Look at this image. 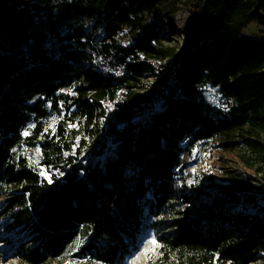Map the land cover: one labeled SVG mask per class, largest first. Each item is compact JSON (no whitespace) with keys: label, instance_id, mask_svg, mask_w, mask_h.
<instances>
[{"label":"trees","instance_id":"16d2710c","mask_svg":"<svg viewBox=\"0 0 264 264\" xmlns=\"http://www.w3.org/2000/svg\"><path fill=\"white\" fill-rule=\"evenodd\" d=\"M182 3L209 25L211 44L162 42L161 23ZM81 14H103L96 44ZM252 22L264 28V0H0L8 51L0 50V220L27 235L17 247L26 264L61 259L77 241L79 258L123 264L143 218L176 207L183 154L216 136L241 138L223 146H242L257 186H234L250 191V204L259 197L264 214V38L243 34ZM93 57L98 69L82 73ZM169 58L172 70L142 92ZM206 86L219 89L226 110L204 109ZM53 111L65 115L40 143L46 178L15 151L28 126L41 132ZM230 210L165 220L156 264L253 262L264 236L241 231L245 218Z\"/></svg>","mask_w":264,"mask_h":264},{"label":"rangeland","instance_id":"374dc122","mask_svg":"<svg viewBox=\"0 0 264 264\" xmlns=\"http://www.w3.org/2000/svg\"><path fill=\"white\" fill-rule=\"evenodd\" d=\"M103 14L93 18L87 14L78 16L85 26L89 39L95 44L103 36L102 26L105 21ZM243 34L253 38H264V28L257 22H252L245 27ZM159 37L166 45L181 46L189 40L193 41L192 47L195 44L201 47L212 43V30L206 22L198 24L192 16L190 8L182 3L177 13L161 23ZM1 44H4L3 39L0 40V50H2ZM54 48L57 49V45ZM173 65L174 59L172 58L158 63V71L149 74L142 80V85H139L140 90L148 92L151 86L158 85L164 80L163 76L172 70ZM89 68L98 69V58L93 57L86 64L79 65L82 73ZM67 91L63 90L62 92ZM202 92L204 109H210L213 114L227 109L228 103L222 98L218 88L206 86ZM64 115V111L62 114L53 111L50 119L42 122L41 132L37 131L38 125L35 122L30 124L22 133L25 142L15 151L17 157H24L46 178L50 177V173L48 169L40 165L43 159L40 143L47 135L55 134L56 126ZM240 140L241 138L236 136H216L208 143L196 144L183 154V169L173 182L174 189L177 191L176 207L172 211L164 209L160 216L152 214L143 218L142 232L137 235L131 246V253L123 264H156L160 257L158 239L166 232L164 221L173 219L180 212L196 214L204 207L208 209L219 205H223L224 209L230 207V214L237 218H245L237 224L241 231L244 233L251 231L250 233H254V236H264L263 212L257 217L258 211H261L259 209L263 207L262 200L258 197L255 204H250L243 199L245 193L250 191L239 190L234 186L241 184L248 188L256 187L255 172L243 164L241 145L238 144L234 149L223 146L224 143ZM110 154L111 152H108L107 155ZM233 178L234 180H232ZM184 193L191 195L192 202L180 197ZM3 201L4 199L0 200V205ZM10 223L9 218L0 220V264H26L19 255L17 247L21 241L26 240L27 235L24 232H18L17 229H12ZM153 241L155 244L152 243ZM82 244L77 241L61 259L51 261L49 264H97L90 262L87 258L76 256ZM250 264H264V253L259 254Z\"/></svg>","mask_w":264,"mask_h":264},{"label":"water","instance_id":"95a60500","mask_svg":"<svg viewBox=\"0 0 264 264\" xmlns=\"http://www.w3.org/2000/svg\"><path fill=\"white\" fill-rule=\"evenodd\" d=\"M3 35V32H2V29H1V27H0V36H2ZM2 50L4 51V52H8L7 51V47H6V45H4L3 47H2Z\"/></svg>","mask_w":264,"mask_h":264},{"label":"snow or ice","instance_id":"6c2138e0","mask_svg":"<svg viewBox=\"0 0 264 264\" xmlns=\"http://www.w3.org/2000/svg\"><path fill=\"white\" fill-rule=\"evenodd\" d=\"M25 135H27V133H25ZM152 243L155 244V241H153Z\"/></svg>","mask_w":264,"mask_h":264},{"label":"bare ground","instance_id":"6f19581e","mask_svg":"<svg viewBox=\"0 0 264 264\" xmlns=\"http://www.w3.org/2000/svg\"><path fill=\"white\" fill-rule=\"evenodd\" d=\"M4 44H1V47H3Z\"/></svg>","mask_w":264,"mask_h":264},{"label":"built area","instance_id":"2783aa9c","mask_svg":"<svg viewBox=\"0 0 264 264\" xmlns=\"http://www.w3.org/2000/svg\"><path fill=\"white\" fill-rule=\"evenodd\" d=\"M3 46H4V45H3ZM175 180H176V179H174V181H175ZM174 181H173V182H174Z\"/></svg>","mask_w":264,"mask_h":264}]
</instances>
